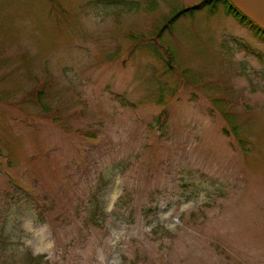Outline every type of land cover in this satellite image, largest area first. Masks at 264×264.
Masks as SVG:
<instances>
[{
	"label": "rangeland",
	"instance_id": "obj_1",
	"mask_svg": "<svg viewBox=\"0 0 264 264\" xmlns=\"http://www.w3.org/2000/svg\"><path fill=\"white\" fill-rule=\"evenodd\" d=\"M200 1L0 0V264H264V42L155 38Z\"/></svg>",
	"mask_w": 264,
	"mask_h": 264
},
{
	"label": "trees",
	"instance_id": "obj_2",
	"mask_svg": "<svg viewBox=\"0 0 264 264\" xmlns=\"http://www.w3.org/2000/svg\"><path fill=\"white\" fill-rule=\"evenodd\" d=\"M205 7L208 8L209 14H214L219 10L218 8L221 7L223 13L227 17H231L242 27L249 29V31H251L256 37H259L264 42V31L259 29L252 21L241 14L228 0H201L197 3V5L175 12V14L167 21V23L157 32L155 38L157 40L160 39V36L163 34V32L169 29L170 25L182 15L192 14L193 12L202 10ZM39 94L40 93L37 94L38 98H35L37 102H39V99L41 98ZM32 95H34V91L32 92Z\"/></svg>",
	"mask_w": 264,
	"mask_h": 264
},
{
	"label": "water",
	"instance_id": "obj_3",
	"mask_svg": "<svg viewBox=\"0 0 264 264\" xmlns=\"http://www.w3.org/2000/svg\"><path fill=\"white\" fill-rule=\"evenodd\" d=\"M241 14L264 31V0H228Z\"/></svg>",
	"mask_w": 264,
	"mask_h": 264
}]
</instances>
